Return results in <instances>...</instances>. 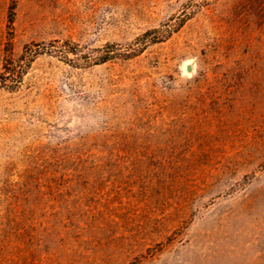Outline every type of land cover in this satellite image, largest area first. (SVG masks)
<instances>
[{
  "label": "rangeland",
  "instance_id": "obj_1",
  "mask_svg": "<svg viewBox=\"0 0 264 264\" xmlns=\"http://www.w3.org/2000/svg\"><path fill=\"white\" fill-rule=\"evenodd\" d=\"M25 46L0 264H264V0H0Z\"/></svg>",
  "mask_w": 264,
  "mask_h": 264
},
{
  "label": "trees",
  "instance_id": "obj_2",
  "mask_svg": "<svg viewBox=\"0 0 264 264\" xmlns=\"http://www.w3.org/2000/svg\"><path fill=\"white\" fill-rule=\"evenodd\" d=\"M12 19V18H11ZM10 19V21H11ZM152 32V30L147 31L145 33V36L150 34ZM164 36H155L154 38H152L151 41L153 42H159L161 41V39H163ZM30 47L25 46L23 48V52L22 54L14 61L10 62L6 61V63L2 66V71L0 72V88H8L10 86H19L21 84V79H22V74H23V70H21V62L23 61L22 58H24V56L26 54L29 55L30 59L35 58L37 55H39V52H37L36 50H32L29 49ZM139 50V49H138ZM137 52V50H135ZM74 55L77 54V52H72ZM111 59V56L108 53L100 56L99 58H97L95 60V64H101L106 62L107 60Z\"/></svg>",
  "mask_w": 264,
  "mask_h": 264
},
{
  "label": "bare ground",
  "instance_id": "obj_3",
  "mask_svg": "<svg viewBox=\"0 0 264 264\" xmlns=\"http://www.w3.org/2000/svg\"><path fill=\"white\" fill-rule=\"evenodd\" d=\"M187 70H188V71H190V70H191L190 66H188V67H187Z\"/></svg>",
  "mask_w": 264,
  "mask_h": 264
}]
</instances>
